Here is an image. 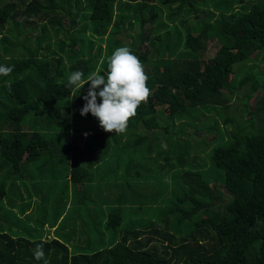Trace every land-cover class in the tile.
Returning <instances> with one entry per match:
<instances>
[{
  "label": "trees",
  "instance_id": "obj_1",
  "mask_svg": "<svg viewBox=\"0 0 264 264\" xmlns=\"http://www.w3.org/2000/svg\"><path fill=\"white\" fill-rule=\"evenodd\" d=\"M33 17L35 36L20 28ZM64 17L82 26L69 33ZM194 19L196 36L181 26ZM0 23V64L14 66L0 76V264H43L37 244L49 264H264V93L250 103L264 91V0H0ZM51 30L64 35L58 56L42 47ZM117 32L131 42L114 40ZM211 42L219 47L206 60ZM124 46L143 62L151 96L115 135L80 115L90 82L73 91L67 79L105 75ZM110 158L132 178L131 198L104 199L101 211L86 200L111 173ZM125 202L129 210L117 205ZM80 209L101 212L94 222L86 213L85 245L63 233ZM46 225L57 236L47 239Z\"/></svg>",
  "mask_w": 264,
  "mask_h": 264
},
{
  "label": "clouds",
  "instance_id": "obj_2",
  "mask_svg": "<svg viewBox=\"0 0 264 264\" xmlns=\"http://www.w3.org/2000/svg\"><path fill=\"white\" fill-rule=\"evenodd\" d=\"M13 67L0 64V76H9ZM148 80L143 62L130 47L124 46L116 48L107 57L105 75H101L97 69L85 79L83 71L76 70L68 75L67 87L80 91L90 82L87 95L83 97L85 104L80 115L91 113L104 132L122 135L126 133L130 120L137 115L140 105L147 103L151 96ZM161 147L166 149V143L162 142ZM33 255L37 261L49 264L42 244L36 245Z\"/></svg>",
  "mask_w": 264,
  "mask_h": 264
},
{
  "label": "rangeland",
  "instance_id": "obj_3",
  "mask_svg": "<svg viewBox=\"0 0 264 264\" xmlns=\"http://www.w3.org/2000/svg\"><path fill=\"white\" fill-rule=\"evenodd\" d=\"M9 6H11V4L6 5L7 8ZM62 23H63V28L67 29L69 33L73 34V29H75L76 27L77 28L81 27L83 21L79 20V25L77 26L76 21H74V23L72 24V21H69V19H67V17H64ZM85 24L89 25L88 26L89 28L91 27V23L90 22L87 21ZM22 25H23V31L24 32L26 31V33H28V34L31 33L34 36L41 34L40 21L36 17H33L31 19H26L25 18V20H21L20 21V28H22ZM181 26L183 28L182 29L183 32L191 33L193 36H196L200 32V23H199V20H196V19H194L193 21L182 22ZM0 28L5 29L6 28V24H1L0 23ZM27 28H28V30H27ZM137 31H138V28L135 27V29L131 33L134 34ZM63 37H64V35L62 33H56L55 34L51 30L50 40H49L50 42H48V41L44 42L42 47H46L47 43H50L51 51L56 52V55L58 56L59 54L57 53L56 44L58 43V41L60 39H63ZM22 39L23 38H21V40ZM113 39L114 40H119L120 42H122V44H128V43L131 42V39L127 38L125 34H120L118 32L116 34H114ZM78 43H80V42H78ZM211 43H213V44L208 45V49L206 50V53L204 55V58H206V60H208V59L212 60L215 57V54H216L217 49L219 47L217 44H215L216 42H211ZM22 44H25V46H30V45L34 44V41L31 38V40L29 42L22 43ZM77 46H78V44H77ZM94 52H95V50L93 51V53ZM40 53L43 54V51H41ZM252 58H254V57L252 56L251 59ZM72 63L73 62H71V61H65V64L67 66H69ZM257 68H258L259 71H262V70L264 71V66L263 65L259 64V66ZM235 75H236V72H233L232 75L227 77V82L229 83V85L234 82ZM238 85H242V84L238 83ZM263 93H264L263 90H259L257 93H255L253 95L250 103L252 104L255 101V99H257V97L263 95ZM234 97H235V95L232 96V100L231 101H234ZM64 116L66 118L70 117V115H64ZM245 119H248V116H246ZM91 124H92V122H91ZM93 124H94V122H93ZM27 126L28 125H24V129H27ZM4 133H6V131ZM159 133H161V131H159ZM81 137H83V136H81ZM72 146H73L74 151H79L81 149V147H82V142L80 140L76 141V142L73 141L72 142ZM132 155H134L133 158L135 159L133 161L135 162V164H137V162L140 160L139 159V155L138 154L136 155V154H133V153H132ZM23 163L24 162H22V165H24ZM115 163H116L115 158L108 159V161H107V165L108 166L107 167H103V168L106 169V168L109 167L108 169L110 170L111 173L109 175H105L104 174L105 176H102V177L99 176L101 181L99 179V180H96L95 183L94 182L92 183V187L95 189V193L93 192L90 195L92 197V200L87 199L86 201H93L94 206H96V207H101L102 206L101 204L103 203L104 199H109V200H113L114 199L113 203H115V199H118L119 197L126 198V199L131 198V196H129V193H128L129 191L127 190V186H128L129 182L130 183L132 182V178H129L131 180V181H129V179H126V177L124 176V172H121L120 170L118 172H116V169L113 166H111L113 164L115 166L116 165ZM103 168L100 169V172H102ZM58 174L59 173H57V172H53L50 176L58 175ZM94 175L96 177L97 174H94ZM120 176H121L122 179L125 178L124 182H123V180H121V181L117 180V179H119ZM115 177H117V179ZM24 181H25V179H24ZM47 182H49L48 186L54 187L56 185V184H53L54 182H51V179L49 181H47ZM129 185L131 186V184H129ZM70 190H72V189H70ZM115 190H117V191H115ZM13 191H14L15 196H17L19 194L18 191L16 190V187L13 188ZM45 193L46 192H44V197H43L44 201H43V203L44 204L50 203L49 205H47V207L48 206L50 207L52 205V203H53V206H55V202L56 201H54V200H56L57 196H55V194H49V193H53V191L47 192L46 195H45ZM23 196L25 197V193L23 194ZM63 196H65V194H63ZM49 198H51V199H49ZM132 198H133V200H135L134 202H136L137 199H135V197L133 195H132ZM41 200L42 199H40L39 202H41ZM117 205L123 207L124 210H129V206L126 205V202L122 203V204H117ZM90 212H91V214H90ZM95 212H96V210H90V211H87V212L82 210V212H81V209H80L79 211H77L75 219H77L78 221L81 220V222L83 224L82 226L84 228H86V226H84V224H87V221H88L87 220L88 218H86V213H88L90 215V217L92 218L94 216ZM53 213H54V210H48L47 218H52L53 217ZM199 215L200 216H202V215L205 216L206 214L203 212L202 214H199ZM85 220H86V223H85ZM77 229H79V226L77 227ZM85 240H86L85 234L81 233V239L79 240L80 243H84Z\"/></svg>",
  "mask_w": 264,
  "mask_h": 264
},
{
  "label": "crops",
  "instance_id": "obj_4",
  "mask_svg": "<svg viewBox=\"0 0 264 264\" xmlns=\"http://www.w3.org/2000/svg\"><path fill=\"white\" fill-rule=\"evenodd\" d=\"M33 207V206H32ZM29 208V209H27V213H29V214H31L32 212V209L33 208ZM71 207H72V205L69 203V202H67V207L65 208V210H64V212H63V218L64 217H67L68 215H69V213H70V210L69 209H71ZM100 210L102 211V210H107L105 207H104V205H102L101 207H100ZM100 211H98V212H95L94 213V216L92 217V221L94 222L95 221V217L97 216V215H99V217H100ZM48 214V213H47ZM90 214H91V212H90ZM62 217V216H61ZM68 226L63 230V233L64 234H66V236L67 237H69L70 238V240L73 242V243H79V244H82V245H85L86 243H87V241L89 240V238H88V236H87V229L88 228H84L82 225V222H81V220L80 221H78L77 219H71L70 221H69V219H68ZM40 221L39 222H37V224H35V223H31V225L32 226H34V227H36V228H39L40 227ZM79 226V229H77V227ZM46 227V229H50V232H49V234H48V238L47 239H49V238H52V237H54V236H57L56 235V232H57V229H56V227L55 226H53V227H49V228H47L48 227V225H46L45 226ZM61 233V232H60ZM81 233H84L85 234V237H86V240H85V242L84 243H80V239H81ZM62 234V233H61Z\"/></svg>",
  "mask_w": 264,
  "mask_h": 264
}]
</instances>
